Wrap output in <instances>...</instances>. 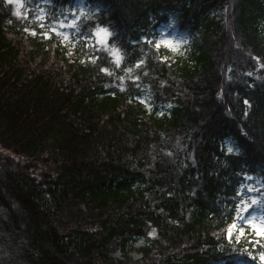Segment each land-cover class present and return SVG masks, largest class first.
Here are the masks:
<instances>
[{
	"label": "trees",
	"instance_id": "16d2710c",
	"mask_svg": "<svg viewBox=\"0 0 264 264\" xmlns=\"http://www.w3.org/2000/svg\"><path fill=\"white\" fill-rule=\"evenodd\" d=\"M75 1L0 0V264H264V0Z\"/></svg>",
	"mask_w": 264,
	"mask_h": 264
},
{
	"label": "rangeland",
	"instance_id": "374dc122",
	"mask_svg": "<svg viewBox=\"0 0 264 264\" xmlns=\"http://www.w3.org/2000/svg\"><path fill=\"white\" fill-rule=\"evenodd\" d=\"M6 2L12 6L17 20L23 23L26 21H32V23L37 22L40 28L45 29L44 26H46L45 18L47 16V6L48 3H50V0H6ZM74 7V12L70 13L71 16H69L70 14L66 15L64 19L61 18L58 21H54L52 25L48 26V32L60 36L62 44H69L71 38L70 32L74 31L73 27L75 22L78 21L80 17L87 11L85 0H76L74 2ZM158 32L159 34L156 36L154 41L156 48L159 49L164 47L173 52L178 51L177 48H179L182 44V40L177 37V31L168 32L163 27H160ZM28 33L33 35L35 34L34 26H32V29H29ZM90 38L92 39L90 41L92 44H90L91 46L88 47V51H91L92 55H94V49L96 46H100V49L106 46L108 34L105 32H98V30H96L94 37ZM107 50L110 51V54H113L114 60L119 62V52L110 48H107ZM67 54L69 56L72 54V46L69 47ZM163 60H165V58H163ZM254 218V216L247 218L244 221V224L253 226L255 237H260V232L264 231V220L260 217ZM243 235L244 230L242 228L231 233V236H234V239L236 240H238ZM140 243L141 240H139L135 246H138Z\"/></svg>",
	"mask_w": 264,
	"mask_h": 264
},
{
	"label": "snow or ice",
	"instance_id": "6c2138e0",
	"mask_svg": "<svg viewBox=\"0 0 264 264\" xmlns=\"http://www.w3.org/2000/svg\"><path fill=\"white\" fill-rule=\"evenodd\" d=\"M98 32H105L107 33L106 29H98ZM108 35H111V33H107ZM229 151H232V149L230 148ZM235 227V225L230 226L229 228V238H231V228ZM261 235H264V231L260 232ZM262 259H264V256H262Z\"/></svg>",
	"mask_w": 264,
	"mask_h": 264
}]
</instances>
